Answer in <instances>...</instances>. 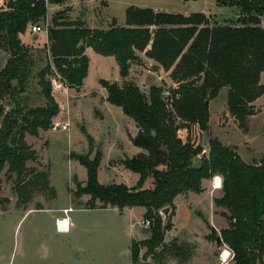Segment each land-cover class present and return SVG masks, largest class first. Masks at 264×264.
<instances>
[{"label": "trees", "instance_id": "obj_1", "mask_svg": "<svg viewBox=\"0 0 264 264\" xmlns=\"http://www.w3.org/2000/svg\"><path fill=\"white\" fill-rule=\"evenodd\" d=\"M67 0H7L0 11V49L6 48L10 58L0 71V101L9 97L14 107L0 105V189L4 171L14 180V191L22 205L29 204L35 193L56 192L51 187L50 173L29 166L38 153L27 142V136L38 137L52 128L61 112L54 96L53 82L64 88L81 91L89 74L88 48L104 57H113L124 85L100 80L107 90L106 101L120 107L136 125L132 138L141 152L122 161L125 169L140 179L136 186L102 185L99 167L102 153L88 138L86 155L72 154L87 170L85 183L75 180L71 189L73 203L89 197L88 209L143 207L144 220L150 221V237L131 243L132 264H166L176 260L188 264L194 246L177 239L170 244L166 233L173 228L175 199L189 192L202 193L203 181L222 178V195L215 205L228 227L220 231L222 243L233 255L235 264H264V156L247 163L237 148L225 146L219 139L209 141V153L190 137L184 141L179 132L198 125L209 130V102L221 90L228 89L227 107L238 126L248 131V119L258 114L254 103L264 95L261 75L264 71V0H216L219 6L238 7L246 14L240 25H219L204 13L189 15L158 12L149 8L126 9V25L114 20L109 29L90 28L83 21L65 22L63 12L52 19L45 46L47 65L38 72V86L45 100L42 106H29L26 93L34 61L21 35L32 24L45 21L48 4L62 5ZM189 1V0H186ZM197 1V0H195ZM240 19V18H239ZM140 54L155 63L157 70L170 72L176 88L165 97V90L154 86L149 94L127 82L134 62ZM208 101V103H207ZM151 178L152 189H144ZM10 200L0 199V206ZM170 208L166 223L161 211ZM208 239L218 238L209 224ZM145 252L141 256V250ZM149 260L153 262H149Z\"/></svg>", "mask_w": 264, "mask_h": 264}, {"label": "rangeland", "instance_id": "obj_2", "mask_svg": "<svg viewBox=\"0 0 264 264\" xmlns=\"http://www.w3.org/2000/svg\"><path fill=\"white\" fill-rule=\"evenodd\" d=\"M6 6L7 1L0 3V11ZM132 6L182 15L204 13L207 17L211 16L212 22L217 20L236 26L241 24L238 20L246 16L240 14V19L237 20L239 10L236 6H219L216 0H67L62 5L48 4L46 20L39 24H45L49 32L53 17L63 12L62 20L65 22L83 21L90 28L106 30L115 20L118 26L125 27L126 9ZM48 32L33 33L29 26L26 33L20 36L21 42L30 49L34 61L27 91L22 95L29 106L45 104L37 75L48 62L45 50ZM89 55L91 67L84 89L86 94L84 91L63 88L59 82H53L54 96L61 108L60 120H54L53 124L67 122L71 124L70 130L55 131L52 126L50 132L41 131L38 137L27 136L28 144L38 153V160L30 162L29 166L50 173L51 187L54 188L56 197L53 198L50 193H35L29 204L22 205L14 191V180H8L6 171L1 175L0 199L7 198L10 202L0 206V264H132L131 243L134 238L142 236L141 226L144 227V220H141L139 212L131 215L111 207L88 209L86 204L89 197H83L75 203L71 198L70 190L75 189L74 178L80 179L87 175L86 168L71 156L88 153L89 142L84 130L95 141L91 157L94 158L97 150L102 153L100 176L103 184H108L106 176L110 175L115 181H119L115 173H106L103 166L110 161V166L120 167L119 158H129L137 149L128 138V131L132 129L128 117L120 107L106 101L107 90L100 84L103 78L110 83L117 80L120 86L124 85L115 59L101 56L92 49ZM140 56L141 60L133 63L127 82L137 85L146 94L154 86L161 87L165 90V97H169L170 92L176 88L170 72L157 70L153 61L143 54ZM9 58V51L6 48L0 49V71ZM226 92L222 91L216 99L209 102L208 131H202L198 125H191L190 130H180L179 136L185 139L190 137L207 155L209 141L217 138L225 146L237 148L245 162L259 161L264 156V102L260 113L248 121V131H244L239 128L237 119L228 113ZM3 104L8 109L14 107L9 97L0 101V105ZM132 130L135 132L134 128ZM122 171V167L118 169L121 177ZM153 183L151 179L150 185ZM221 195L222 192L213 196ZM193 202V207L202 211L207 218H212L213 223L222 225L227 221L221 215L223 209L216 207L215 214L218 215L213 219V210L209 204L198 203L197 199ZM69 208L72 209L65 213L64 210ZM185 210L182 209L180 224L186 229L187 238L192 239L193 242L189 244L194 246L193 253L197 255L194 260L193 256L191 262L224 264L221 255L223 251L229 250L228 247L217 244L213 236L208 239V246L213 251L205 248L202 243L205 221L200 214L191 212L188 208ZM65 218L70 220L69 229L67 232H60L57 220ZM149 229L150 226L146 230ZM215 230L221 238L220 232ZM171 242L166 241L167 244ZM77 252H82L85 259L77 255ZM144 252L142 249L140 255ZM173 262L177 263L176 260H169L166 264ZM225 264H235L233 255Z\"/></svg>", "mask_w": 264, "mask_h": 264}, {"label": "crops", "instance_id": "obj_3", "mask_svg": "<svg viewBox=\"0 0 264 264\" xmlns=\"http://www.w3.org/2000/svg\"><path fill=\"white\" fill-rule=\"evenodd\" d=\"M238 8V7H237ZM238 10H239V16H238V18H237V20L239 19V17H240V14H241V11H240V9L238 8ZM211 16H208V18H210ZM211 19V18H210ZM214 22H217L219 25H225V24H227L226 22H219V21H217V20H214ZM261 25L264 27V18H262V23H261ZM93 50V49H92ZM91 52V48H88L87 50H86V54L88 55V57L90 56L89 55V53ZM90 58V57H89ZM116 61V60H115ZM117 63V62H116ZM117 65V64H116ZM90 67H91V60H90ZM90 67H89V71H90ZM117 67H118V65H117ZM118 69H119V67H118ZM89 74H90V72H89ZM89 74H88V76H89ZM88 78V77H87ZM86 78V79H87ZM86 79H85V82H84V87L82 88V90L81 91H84V93L86 94V92H85V86H86ZM103 79V78H102ZM103 80H107V79H103ZM107 81H109V80H107ZM122 81H124L123 79H122ZM114 82H117V83H119V81H117V80H114ZM261 84H263L264 85V71H263V73H262V75H261ZM60 86H62V85H60ZM63 88H64V86H62ZM61 93L63 92V91H61V90H59ZM222 91H227L226 92V96H227V94H228V89L227 88H224V89H222L221 90V92H220V94L222 93ZM219 94V95H220ZM106 98H107V96H106ZM262 102H264V95L261 97V98H259L255 103H254V106L256 107V110L258 111V114L260 113V111H261V108L263 107L262 106ZM226 106H227V103H226ZM228 113H229V111H228ZM252 117H254V116H251V117H249V119H248V121H250L251 119L250 118H252ZM56 121H58V120H60V117L58 116L56 119H55ZM128 120H129V122H130V125H131V128L133 129L134 128V131L135 132H133V130L131 129V130H129L128 131V138H129V140L133 143V141H132V138L133 137H135L136 136V134H137V132H138V129H137V127H136V125H135V123L132 121V120H130L129 118H128ZM67 123V122H66ZM66 123H63V124H66ZM248 124H249V122H248ZM71 125V124H70ZM69 130H70V128H69ZM47 132H50V131H47ZM41 133V132H40ZM46 133V132H45ZM89 133V132H88ZM90 134V133H89ZM40 135V134H39ZM91 135V134H90ZM92 136V135H91ZM188 136V135H187ZM181 137V136H180ZM182 138V137H181ZM188 138V137H187ZM187 138L185 139V138H182L184 141H186L187 140ZM141 152V150L137 147V149H136V152L131 156V157H129V158H132V157H134V156H136L137 154H139ZM120 160V167H117L116 165H113V167L112 166H110L111 165V163H110V161L109 162H107L103 167L106 169V173H115V176L118 178V182L117 181H115V179H114V177L113 176H106V181L108 182V184L107 185H111L112 183L111 182H113V184H121V183H123V184H126L128 187H134V186H136L137 185V183H138V181H139V179H140V176L138 175V174H136V173H133V172H130L129 170L127 171V169H125V167L122 165V161H124L125 159H126V157L125 156H123V157H121V158H119ZM103 163V162H102ZM123 168L124 169V171H122V174H123V177H121L120 175H118V169L119 168ZM101 170H102V164L100 165V167H99V181H100V183L102 184V185H106V184H103L102 183V181H101V176H100V173H101ZM79 181H81V182H83V183H85L86 181H87V175L85 176V177H81L80 179H78ZM128 180H129V182H128ZM150 181H151V178H149L147 181H146V183L144 184V189H152L153 188V185H150ZM221 184H222V178H221ZM202 186H203V189H204V191L202 192V193H200V194H198V193H193V192H189V193H185V194H181V195H179V196H177V198L175 199V205H176V213H175V216L173 217V219H172V223H173V228H172V230L171 231H169V232H167L166 233V236H165V241H167V242H170V241H172V240H174V239H177L178 241H181V242H186V243H191V242H193L192 241V239H188L187 238V233L185 232V228H184V226L182 225V224H180L181 223V221H182V209L183 210H185L184 208H186V210H187V208H188V210L189 211H193L194 213H197L198 215L200 214L201 216L200 217H202L203 218V220L205 221V225L203 226L204 227V232H203V246L205 247V248H208L209 250H212L211 248H209V246H208V240H207V236L209 235V233L211 232L210 231V229H209V226H208V224L212 227V228H215V229H217L219 232L221 231V230H223V229H226L227 227H228V222L226 221H224V224H222V225H219V224H216V223H213L212 222V218L211 219H209V218H207L204 214H203V212L202 211H199L196 207H193L194 206V202H193V200H196L197 199V202L199 203H201V204H203L204 202H206L207 204H209V206H210V208L213 210V219H215L216 217V215H218V214H215V208H216V205H215V199L216 198H219L218 196H216V197H214L213 195L214 194H220L221 192H222V185H221V188H216V186H215V184H214V179H208V180H204L203 181V184H202ZM85 197H87V196H85ZM69 209H72V208H69ZM69 209H65V210H69ZM116 210H118L119 212H121V213H129V214H131V215H135V213H138L139 212V214L142 216V221L144 220V215H145V213H146V209L145 208H143V207H134V208H125L124 210H122V211H120L119 209H117V208H115ZM64 210V211H65ZM185 210V211H186ZM220 215V214H219ZM223 217V216H222ZM206 218V219H205ZM224 218V217H223ZM68 220H69V218H68ZM58 221V220H57ZM142 221H140V223L142 222ZM69 223H70V220H69ZM141 229H142V236H140V237H138V239H135L134 238V240H137V241H142V240H146V239H148L149 237H150V235H151V233H150V231L149 230H146L147 228H145V227H143V226H141ZM206 244H205V243ZM198 244V243H197ZM197 249H198V245H197V247H195V250L197 251ZM213 251V250H212ZM198 252H196V254H197ZM193 256H194V258H193ZM193 256H192V258H193V260L195 259V257L197 256V255H194V253H193ZM191 258V259H192ZM222 261V260H221ZM172 264H178V262L177 263H172ZM188 264H193L192 262H191V260H190V262L188 263Z\"/></svg>", "mask_w": 264, "mask_h": 264}, {"label": "built area", "instance_id": "obj_4", "mask_svg": "<svg viewBox=\"0 0 264 264\" xmlns=\"http://www.w3.org/2000/svg\"><path fill=\"white\" fill-rule=\"evenodd\" d=\"M7 0H0V3H3ZM30 29H31V32L33 33H47L48 32V28L46 27L45 24H32L30 25ZM53 129L55 131H57L58 129H62V130H69V123H66V124H62V123H54L53 125ZM71 209L69 210H65V213H67L68 211H70ZM57 224V228L60 232H63L60 230L61 226H60V223H56ZM142 225H144V227L148 228L150 226V221L148 220H144L142 222Z\"/></svg>", "mask_w": 264, "mask_h": 264}, {"label": "bare ground", "instance_id": "obj_5", "mask_svg": "<svg viewBox=\"0 0 264 264\" xmlns=\"http://www.w3.org/2000/svg\"><path fill=\"white\" fill-rule=\"evenodd\" d=\"M214 184H215V182H214ZM221 185L222 184H220V187H216V188H221ZM57 223H60V226H61L60 230L61 231H63V232H67L68 231L69 225H70L68 218H65V219H62V220H58ZM222 254L223 255H221V260L225 264V263H227L229 258L232 256V253L229 250H225V251H223Z\"/></svg>", "mask_w": 264, "mask_h": 264}, {"label": "water", "instance_id": "obj_6", "mask_svg": "<svg viewBox=\"0 0 264 264\" xmlns=\"http://www.w3.org/2000/svg\"><path fill=\"white\" fill-rule=\"evenodd\" d=\"M208 103V101H207ZM202 157L203 158H206L207 157V153H203L202 154ZM170 212H171V209L170 208H165L164 210L161 211V214L164 218V223H166L169 219V216H170ZM222 240L220 237L217 238V244H221ZM77 255H80L81 258L85 259V256L82 252H77Z\"/></svg>", "mask_w": 264, "mask_h": 264}, {"label": "clouds", "instance_id": "obj_7", "mask_svg": "<svg viewBox=\"0 0 264 264\" xmlns=\"http://www.w3.org/2000/svg\"><path fill=\"white\" fill-rule=\"evenodd\" d=\"M214 182H215V186L216 187H220V184H221V177L220 176H215L214 178ZM223 255V254H222Z\"/></svg>", "mask_w": 264, "mask_h": 264}]
</instances>
